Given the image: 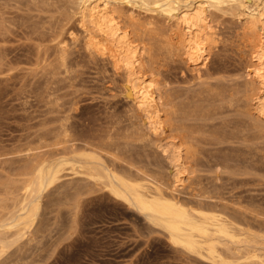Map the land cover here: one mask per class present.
<instances>
[{
    "label": "bare ground",
    "instance_id": "1",
    "mask_svg": "<svg viewBox=\"0 0 264 264\" xmlns=\"http://www.w3.org/2000/svg\"><path fill=\"white\" fill-rule=\"evenodd\" d=\"M252 1L248 10L246 0H74L85 45L124 72L134 112L124 124L122 115L101 133L84 135L81 144L70 115L57 114L64 118H46V129L0 152V264H28L30 256L46 260L75 231L81 196L100 190L141 215L151 230H161L197 264H264V195L242 187L264 184V0ZM123 3L163 16L166 31L154 19L142 23L126 16ZM213 10L243 18L245 38L239 36L250 52L244 81L220 76L191 93L169 88L164 72L175 55L192 64L198 77L213 72ZM58 43L60 52L43 61L47 73L69 67L65 42ZM37 96L43 101L44 95ZM53 106L50 114L60 109ZM56 118L60 123L48 127ZM68 174L76 177L62 182ZM62 206L70 207L67 223L64 215L59 219Z\"/></svg>",
    "mask_w": 264,
    "mask_h": 264
},
{
    "label": "rangeland",
    "instance_id": "2",
    "mask_svg": "<svg viewBox=\"0 0 264 264\" xmlns=\"http://www.w3.org/2000/svg\"><path fill=\"white\" fill-rule=\"evenodd\" d=\"M246 8H254L252 0H246ZM77 9L74 0H0V26L5 29H0L3 31V34L0 31V52H3L0 53V59L4 62L3 65L8 64L2 65L3 70L0 69V152L5 149L12 150L10 148L19 145L21 138L22 145L27 138L35 135L33 133L42 131V127L43 130L46 129V121L49 118L52 120L55 115L59 116L57 114L64 117L70 115V123L75 127L77 137H81V142L78 139L75 142L81 144L84 143V135L87 138L89 134L92 137L93 133H101V130L104 131L105 127L107 129L110 126L112 119L120 120L122 115L121 123L124 124L128 122L126 116L134 112L133 105L124 92V72L116 70L109 58L88 50L85 45L86 31ZM120 9L126 16L133 14L142 23L154 19L152 21L156 26L165 31L167 29L165 27L168 21L163 16H151L150 12L131 8L127 3H123ZM211 18L218 32V41L209 61L213 72L203 73L198 77L192 64L181 54L175 55L174 60L170 62V69L164 72H167L166 81L169 88L175 87V90L191 93L209 82H215L220 76L244 81L243 75L246 62L250 61V52L242 42L243 18L234 16L230 10H213ZM60 40L65 42L68 50L69 67L66 71L64 67H58L53 73H47V70L43 69V61H46V58L48 61L52 55L60 52ZM50 52L54 54L50 56ZM40 54H43L41 57L44 56L42 63ZM221 58L223 62H219ZM40 64L42 68L39 67ZM41 69L44 70L43 73H40ZM45 74H53L54 79L52 80L50 75L45 79ZM49 77L51 79L48 81ZM37 82L46 88H41L40 91L43 86L39 84L40 87H37ZM48 83L55 89H50ZM35 94H39V97L44 95L43 101L40 99L42 97L37 99ZM48 99H52L51 102H48ZM41 101L46 102V108L45 104L42 106ZM54 103H58L60 109L56 110V107V113L53 109V114H50L48 110L52 105L58 106ZM64 110L67 113H64L65 115L61 114ZM138 119L140 121V117ZM56 121V124L48 123V127L60 123ZM158 158L168 167V162L161 153ZM72 177L76 176L65 175L61 181L66 183ZM242 187L264 195V184L252 181ZM181 195L187 194L182 192ZM69 209L68 206L61 207L59 219L64 215L62 221H65L59 220V224L67 223V217L70 219L71 211L65 216ZM147 224L141 215H135L132 208L113 198L106 190L90 192L81 196L75 231L68 237L63 235L65 239L62 237V240L57 242L58 245L54 247L56 249H53V252L49 250L51 256L47 253L48 258L44 261L37 260L38 262L33 261L32 256L24 260L29 258L28 264H197L193 258L176 249L161 230H151ZM52 233L44 239L50 241Z\"/></svg>",
    "mask_w": 264,
    "mask_h": 264
}]
</instances>
